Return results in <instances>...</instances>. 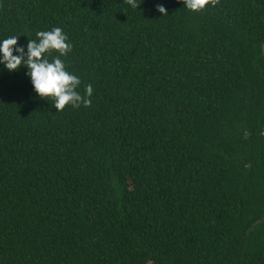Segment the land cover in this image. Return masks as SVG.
Listing matches in <instances>:
<instances>
[{"label":"trees","instance_id":"1","mask_svg":"<svg viewBox=\"0 0 264 264\" xmlns=\"http://www.w3.org/2000/svg\"><path fill=\"white\" fill-rule=\"evenodd\" d=\"M137 3L0 0L94 89L57 111L0 62V264H264V0Z\"/></svg>","mask_w":264,"mask_h":264},{"label":"clouds","instance_id":"2","mask_svg":"<svg viewBox=\"0 0 264 264\" xmlns=\"http://www.w3.org/2000/svg\"><path fill=\"white\" fill-rule=\"evenodd\" d=\"M132 8L139 7L137 0H125ZM220 0H183L184 5L194 11H204L206 7H215ZM159 12L168 14L163 5H157ZM38 40L29 39L27 52L23 46L18 45L19 36H10L0 42L2 62L9 71H15L20 66L26 65L28 75L35 92L43 99L54 101L57 111H63L66 106L79 108L81 105L90 107L92 104L93 86L88 84L82 95L77 91L81 84L80 78L66 70V64L61 59L72 51L73 45L68 42V36L60 27H54L49 31L36 33ZM55 51L59 55L51 61L48 57ZM18 52L19 55L14 54ZM25 56L27 57L25 59Z\"/></svg>","mask_w":264,"mask_h":264}]
</instances>
